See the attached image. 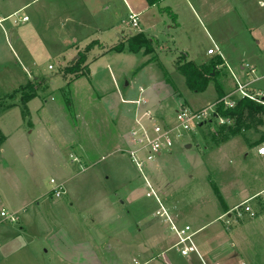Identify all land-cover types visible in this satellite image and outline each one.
I'll return each instance as SVG.
<instances>
[{
  "label": "rangeland",
  "instance_id": "374dc122",
  "mask_svg": "<svg viewBox=\"0 0 264 264\" xmlns=\"http://www.w3.org/2000/svg\"><path fill=\"white\" fill-rule=\"evenodd\" d=\"M85 2L88 10L83 0H0V14L28 3L0 22V132L5 136L0 146V212L8 210L18 219L10 223L0 216V264H135L131 253L124 257L114 253L121 209L107 213L96 206L102 196H124L129 185L139 187L138 198L128 206L125 223L132 222L130 230L136 227L131 235L138 241L157 232L173 235L169 214H165L167 203L182 212L178 227L189 224L194 230L203 214L213 217L222 202L210 179L228 205L264 187V165L257 155L264 113L248 118L250 127L243 135L220 144L211 135L229 121L213 118L181 140L175 148L177 155L163 157L162 162L145 161L141 171L124 151L128 134L121 137L116 132L131 123L119 120L131 107L121 97H138V87L159 93L156 113L169 118L171 125L177 124L175 111L183 104L201 109L216 102L214 82L202 92H193L174 67L177 54L183 51L197 63L212 58L207 50L218 46L226 61L219 79L224 92L236 101L241 96L234 91L233 75L241 82L250 79L241 68L244 65L255 68L252 85L264 89V0H167L161 10L154 7L143 13L139 28L130 25L124 0ZM174 5L171 9L179 23L175 30L165 9ZM53 10L98 12L100 31L92 35L99 40L90 42L88 51L85 47L78 52L85 51V64L89 62L91 70L88 76L77 78L61 68L63 55L69 59L73 52L53 40L46 31L50 19L38 14ZM138 31L154 36L153 53L129 51L127 39ZM34 32L39 36H32ZM81 33L75 34L79 43H83ZM22 35L26 43H18L16 36ZM121 42L122 52L112 49ZM37 76L42 85L38 96L28 102L25 116L19 94L13 99L10 95ZM189 159L199 161V167H189L193 163ZM61 182L66 192L56 197L53 188ZM167 184L168 196H163ZM242 203L254 216L244 212L236 218L232 210L229 227L249 219L257 223L259 261L255 264H264V213L257 217L264 212V196ZM96 215L99 222H94ZM144 216L151 224H140ZM230 239L239 247L235 235ZM170 255L177 264L196 263L182 258L176 248Z\"/></svg>",
  "mask_w": 264,
  "mask_h": 264
},
{
  "label": "crops",
  "instance_id": "0c3cea01",
  "mask_svg": "<svg viewBox=\"0 0 264 264\" xmlns=\"http://www.w3.org/2000/svg\"><path fill=\"white\" fill-rule=\"evenodd\" d=\"M83 1L85 3L84 4L85 8L88 10L89 7L87 6L85 0ZM124 1L126 3L128 13H130L131 11H134L136 13H139V16H141L147 10L153 9L154 7H161L163 2H167V0H162L159 6L157 5L150 6L148 5L146 0H132V3H134V5L129 0L128 1L124 0ZM27 4L28 3L23 4L21 7L11 12L10 11L1 12L0 22L9 19L14 14L18 13V11H21L24 7L27 6ZM173 7H176V5L172 6L171 8ZM96 13L98 12H56V10H53V12H38L39 15L48 16V19H50L49 26L45 28H46V31L50 33L51 36H53V40L55 42H61L63 48H65L66 50H71L73 52V54L70 56L69 59H66V57L63 55V63H61L63 66H61V68L69 66V63H71V61L72 62L75 61L79 57L78 52L82 50L83 48H85L88 44H90V42L99 40L97 37H94L96 35H92L93 34L92 32L100 31V28H99L100 22L99 20H96L95 18L97 17ZM177 17H178V14H177ZM71 25L74 27V30L70 29L72 27ZM30 28L34 29V26L32 25ZM171 28L174 29L177 27H174L173 25H171ZM59 31L62 32L61 36L58 35ZM79 32H83L81 33L84 35V37L82 38L83 43H79L77 41L78 38L75 37V34H79ZM138 32H143V31H138ZM33 35H35V37L39 36L35 32L32 33V36ZM16 38L18 40V43L20 42L26 43V39L24 38L23 35L20 37L16 36ZM178 52H180V50ZM210 56L213 57L212 55ZM209 59H204L203 61L197 62V63L200 64V63L208 61ZM223 61L225 65L226 61L225 60ZM87 63L89 67V62ZM174 67H175V64H174ZM241 68L243 70V67ZM90 71L91 70L89 67V73ZM36 79H39V77L37 76ZM219 81L221 82L220 79ZM234 84H235V81H234ZM221 85L223 89L226 90V87L224 86L222 82H221ZM20 86H22V84ZM254 89L264 91L263 88H260L258 86L257 87L255 86ZM136 91L139 94L138 97L136 98H131V97L122 98L121 97V102H123L124 99L134 100V99L139 98V96L142 95L147 100V103L145 106H147V108H149L153 112V114H155L157 117L163 118L162 116L158 115L159 113H156L157 111L156 100H157V97L159 96V93L153 90L147 91L144 87H138ZM127 104H131V103H127ZM130 106L131 107L126 110L128 114L122 115L119 119V120L124 119V121L126 119L131 120V123L129 125L125 122L127 124L126 125L127 128H125L124 131L122 130L120 132V130L117 128L116 132L121 137L126 136L129 130L134 126V122H133L134 115L132 113V109L135 110L136 105L131 104ZM164 118L169 120V118H166V117ZM132 122H133V125H132ZM113 125L114 126L117 125V122L115 119H114ZM99 142L102 144L101 140H99L98 143ZM178 145L179 143L176 144L171 151L160 154L158 157L155 158V160L162 162L165 160V158L163 157H166V156L170 157L171 155H177L175 153V148H177ZM185 147L189 148L191 147V144H185ZM257 155L260 158L259 160L261 164L264 165V155H259L258 153ZM181 156L191 158V156H187L184 154H182ZM191 162L193 163L190 164L189 167H199V161L197 162L192 159H189V163ZM190 176L191 178H193L192 175ZM210 183L216 190L217 195L218 196L220 195L219 198L221 199L222 205L217 206V208L214 209L215 213L213 217L209 218L208 214H203V219L197 218V221L199 219V222L201 224L194 225L196 221L192 223L195 226L194 230L197 231L195 238H196V242H197V245H198V248L201 254L208 260V262H211V263L240 264L241 262H246L247 264L249 263L255 264L256 261L257 262L259 261L258 260L259 254L257 252V250L259 249L255 246L256 240H258L256 239V234H255L256 231H258L256 230L257 223L254 222L253 219L245 220L242 222L238 221L234 226L230 228L229 224L227 227V224L225 222L227 221L228 218H230V221H232L231 211L233 210L235 206L241 204L245 200L250 199V201H253L257 199L259 196H264V187H262L259 191H256L254 194H249L244 200L237 201L233 204L228 205L226 202H224L223 195H221L222 193L218 189L216 182L210 179ZM61 184H64V182H61ZM211 184H209L208 186H211ZM129 186H126V188L124 189V192H123L125 193L124 196H120L116 194V196H118L117 199H114V198L108 199L102 196L100 197V199L98 200V204L96 205V206H99L102 212L104 211L107 213H112L111 211H114L113 210L114 208L121 209L119 216L122 215L123 219L121 218L119 220V226L117 230L118 245H117V248L114 250V253L120 254L121 257H124V255H126L127 253H131L132 261L134 263L135 261H137V262L146 263V264H167L168 262L172 264H177L176 258H174L173 255H170V251L175 249L174 245L176 243V236L174 233L173 235L167 236L164 233L157 232V233L150 234L147 238L140 240V241L135 239L134 234L131 235L133 230H135L136 227L131 228L130 230L129 226L131 225L132 222L130 224H126L125 217L126 215H129V212L127 210L128 206L132 205L134 201H136V199L138 198V188L139 187L131 188ZM164 187L165 189L162 191V194L163 196H168V191H169L168 184L164 185ZM167 206H168L167 211H166L167 214H169V217L171 218V220L177 224V222L182 219V212L179 213V209H177L175 206L172 207V203H169V204L167 203ZM262 206L264 208V204ZM263 213L264 212L259 213L257 217L259 215H262ZM96 217L97 215L95 216L94 222H97V221L99 222V219ZM147 218H148L147 216L142 217L140 224L148 222ZM192 218L196 219L195 216H192ZM204 219H207V221H205ZM138 224H136V226ZM139 230L141 231V229ZM232 234L235 235L240 240L239 247H237L235 243L231 241L230 238L232 237ZM97 246L100 248L101 243H98ZM104 247L107 248L106 246ZM108 248H111V246H108ZM184 259L188 261H190L191 259H194L196 261L195 264L199 263V260L196 257V255H192L189 258H184Z\"/></svg>",
  "mask_w": 264,
  "mask_h": 264
},
{
  "label": "built area",
  "instance_id": "2783aa9c",
  "mask_svg": "<svg viewBox=\"0 0 264 264\" xmlns=\"http://www.w3.org/2000/svg\"><path fill=\"white\" fill-rule=\"evenodd\" d=\"M27 19L28 18L24 16L22 21H27ZM128 19L132 27L139 28V13L131 11L128 15ZM207 54L216 56L221 55V52L218 46H215V48H209ZM243 70L245 71L246 76L250 77V79L246 82H241L235 75H233L235 81L234 91L239 93L241 98H248L256 102L264 103V91L253 89L252 82L255 80V68L251 65H244ZM248 88H252L254 91H250ZM123 102L136 105L134 110L135 125L128 132V147H126L124 151L127 152L140 171L142 170V165L145 161H152L160 154L171 151L176 144L180 143L181 140H184L191 132L197 131L201 124H205L207 121L209 122L215 118L214 114L216 113L218 105L223 104L225 108H232L236 105V100L232 99L230 94H226L216 100L213 105H208L201 109H193L183 105L175 111L177 124L171 125L168 119L157 117L149 108H147V106H145L147 100L142 95L134 100L125 99ZM217 118L222 122V117L217 116L216 119ZM257 153L259 155H264V143L259 145ZM51 182L55 183L54 179H51ZM52 193L56 197H61V195L65 193L63 184H57L53 188ZM233 210L236 213V218L242 217L244 212H248L252 217L255 214L248 205L244 206V203L235 206ZM165 214H167V212H165ZM0 216L3 220L10 223L18 221L15 213H11L5 209L1 210ZM167 217L171 223V230L176 236L174 247L178 249L182 257L189 258L192 255H196L199 260L198 264H218L208 262V260L201 254L195 238L197 231L193 230L191 225L186 224L184 227H178L168 215ZM225 223L228 227V224H230V218H228ZM135 264L146 263L135 261ZM167 264L172 263L168 262ZM241 264L246 263L241 262Z\"/></svg>",
  "mask_w": 264,
  "mask_h": 264
},
{
  "label": "trees",
  "instance_id": "16d2710c",
  "mask_svg": "<svg viewBox=\"0 0 264 264\" xmlns=\"http://www.w3.org/2000/svg\"><path fill=\"white\" fill-rule=\"evenodd\" d=\"M148 5H158L162 0H146ZM169 16L173 20V26L178 27L179 23L177 21V14L174 13L171 7L167 6L165 8ZM161 10V7H160ZM97 41H95L96 43ZM127 44L129 51L138 52L143 50L146 54H151L155 51V38L154 36H147L143 32H138L132 34L127 39ZM92 44L86 46L85 51L91 49ZM117 52H122L124 50V44L119 43L114 48ZM85 51L79 54V57L71 63L70 66L64 67L63 71L65 74H73L76 77L88 76L89 67L85 64ZM217 57H212L210 60L203 63H196L193 61L187 52H180L175 58V68L179 71L186 80L188 88L193 92H202L204 91L209 83L214 82L217 92V100L225 96L227 93L224 92V89L219 81V76L221 73V66L224 64L223 59L220 55ZM154 59V56L151 60ZM214 73V74H213ZM42 81L36 79L35 81H29L27 84L20 86L10 98L13 99L16 93L20 96V101L23 104L22 112L25 116L28 115V102L34 97L38 96L39 87L42 85ZM264 101V100H263ZM3 105V104H0ZM14 105V103H12ZM10 107V106H9ZM4 110V109H3ZM264 113V103L256 102L248 98H240L236 101V105L232 108H225L223 104L218 105L216 109V115L227 119L229 122L223 123L220 125L219 129L212 133V140L216 144L226 142L232 137L243 135L244 131L247 130L250 126L247 121L253 118L258 114ZM244 130V131H243ZM263 137L258 141L259 143L264 142ZM5 140L0 132V146Z\"/></svg>",
  "mask_w": 264,
  "mask_h": 264
},
{
  "label": "water",
  "instance_id": "95a60500",
  "mask_svg": "<svg viewBox=\"0 0 264 264\" xmlns=\"http://www.w3.org/2000/svg\"><path fill=\"white\" fill-rule=\"evenodd\" d=\"M214 74V73H213ZM214 117L216 118L217 117V115L216 114H214ZM210 122H212V120L210 121ZM204 124V123H203ZM203 124H201V125H203Z\"/></svg>",
  "mask_w": 264,
  "mask_h": 264
}]
</instances>
